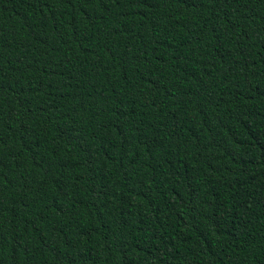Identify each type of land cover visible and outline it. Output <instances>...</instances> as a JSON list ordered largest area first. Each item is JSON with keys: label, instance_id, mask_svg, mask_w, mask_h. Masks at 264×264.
<instances>
[{"label": "trees", "instance_id": "trees-1", "mask_svg": "<svg viewBox=\"0 0 264 264\" xmlns=\"http://www.w3.org/2000/svg\"><path fill=\"white\" fill-rule=\"evenodd\" d=\"M0 264H264V0H0Z\"/></svg>", "mask_w": 264, "mask_h": 264}]
</instances>
